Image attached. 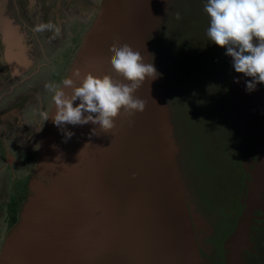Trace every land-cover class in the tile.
<instances>
[{
    "label": "rangeland",
    "instance_id": "374dc122",
    "mask_svg": "<svg viewBox=\"0 0 264 264\" xmlns=\"http://www.w3.org/2000/svg\"><path fill=\"white\" fill-rule=\"evenodd\" d=\"M25 1L26 4L19 7L16 0H0V115L4 110H8L9 114L6 113L10 119V121H6L4 116L0 119V223L1 221L4 224L7 223L5 202L9 195L6 191L10 185H14L19 195L27 192V195H32L38 201L41 199L44 208L48 206V212L62 217L53 216L51 219L57 220L45 223L46 229L39 236L36 258L32 260L31 264H103V254L109 255L104 247L94 249L90 255L88 248L71 247L68 237L64 233L58 232L59 229L71 227L72 220L70 218L76 215V211L80 214V210L77 209L80 203L88 199L103 198L101 189L98 187L94 191H72L68 195L65 191L67 188L72 189L68 187L71 183L65 180L66 172L70 165L77 167L81 163L79 160L85 156L88 158V166L93 169L92 175H97L99 172L95 173L96 170L99 171L104 167L106 169L116 168L117 170L119 166L126 169L133 164L137 165L139 169L145 167L150 173H154L151 178L155 186L153 195L155 196L156 208L149 207L148 210L144 211V215H149V220H152L150 215H155V213L164 215L159 219L160 225H156L155 231H152L151 222L149 226L143 227L140 233L146 234L147 240H150L153 237L152 234H157L161 230L162 233L168 235V237L166 236L167 241L171 242L169 246L174 249L171 251L162 248L156 249V247L146 245L140 240L143 242L140 244L141 249L136 246L135 249L133 246L132 250L134 244L130 242L126 247L131 253L127 256H121L122 245L118 248L115 247L116 258L113 264H195L190 259L195 253L197 254L196 247H208L211 242H208L210 236L205 228L203 226L199 230L197 227L193 228L189 217L193 222H196V219L200 220L201 217H207L202 218V220L208 222L209 217L207 215L217 214L218 211L221 214L227 213L225 207L231 204L227 201V195L233 192L231 188L233 186L232 172L240 166L239 160L244 159L243 156L238 157L240 155L237 156V153L243 151L242 153H246L248 156L249 153L254 156L256 154L255 158L257 157L258 160H261L260 157L264 155H258V150L252 145L253 136L255 135L256 138L258 130H260V123L247 117L244 128L238 121L231 124L236 118L234 110H238L237 115L240 112L236 100L231 99L233 91L228 94V92L221 91L206 83L202 77L198 80L194 72L189 70L184 63L176 64L177 71H174L169 69L174 64L170 61H164L162 72L156 78L159 79L160 76V79H175L181 85H170L166 88L162 82L156 86V84L153 85L151 79H145L134 96L145 101L146 111L129 117L121 110L119 116L114 120V129L110 131L105 132L98 124L92 126L91 122L75 126L66 124L67 127H73V129L75 127L78 131L80 144L77 149L67 151L66 156H62L59 152L60 158L70 162L68 165L61 162V169H59L58 165L60 164L55 161L51 169L54 168L58 171H51V169L47 171L46 169L43 172L42 167L36 166L40 165L42 160L38 156L40 151L35 150L40 144L43 158L46 156V152H49L45 149L47 139L44 134L46 128L44 129L42 126L45 122L44 111H46V115H50L49 112L53 110V107L52 109L50 107L53 103L52 96L54 93L50 92L46 86L51 84L60 88L59 85L62 80L58 81L59 75L62 74L65 77V72L70 63L77 62V54H75L77 51L73 53L74 49L66 61L67 66L63 67L66 59L64 57L65 52L74 47L73 41H76V38H83V36L78 35V23L73 27V23L76 21L75 17L88 18L92 13L91 9L97 7L98 2L96 0H70V4H74L72 8L75 13L66 14L70 4L64 3L66 8L60 10L63 0H47L48 4L45 2L42 4L43 0ZM53 6L59 14L64 15L61 17L57 15ZM203 16H205L204 13L197 18L198 22L190 23L194 38L189 45L195 56L207 61L211 54L218 57L223 48L208 39L206 31L209 23ZM2 23L5 25L4 31L1 26ZM42 23H50L54 27L42 32L34 31V27ZM4 35H6L5 45H3ZM57 39L61 44L52 45V42H56ZM4 52L7 57L9 52L13 53L15 61L10 62L5 57ZM140 52L142 53L143 50ZM103 56L98 55L92 61L93 64H91V60L87 61L89 62L88 66L91 64L90 68L94 67L93 75L101 78L107 75L114 82L126 81L113 70L109 62L111 54L107 57L106 55ZM85 60L84 57L81 60L82 63ZM78 65H75L72 71ZM231 71L226 70L227 74L232 77ZM231 84L232 82L229 81L228 88L232 87ZM76 86H80V82ZM163 89H171V91L169 90L168 93L166 90L162 102L165 101L166 104V102L174 101L173 105L166 104V109L171 110L166 114L167 122L169 125L171 123L176 125V134L181 131L185 137L184 145L181 144V151L178 150L176 139V146L170 141L169 144L163 141L160 144L156 141L157 136L164 134L163 127L157 123V119L161 120V114L157 110L159 99L157 95L158 91L161 94ZM67 96H71V94ZM224 99H227L228 102L224 103ZM18 102L21 103L19 110H9L17 108ZM182 107L184 110L178 111ZM214 121H218L221 125L219 132L216 133H214L213 128ZM235 124L238 125L234 128ZM50 127L52 128V126ZM90 129L92 130L89 132L90 138L81 134L83 130ZM93 129H95V133H93ZM142 129L145 132L141 131ZM144 133H155L157 136H149ZM91 137H95L93 140L97 144L95 146L96 154L90 151ZM259 141L263 142L262 145L264 146V138ZM182 146L185 147L184 150H182ZM210 146L213 149L206 152L210 150ZM135 150L139 151V156L133 153ZM32 153V159L36 164L34 166L28 158ZM191 159H193V164L199 166L193 179L187 176V174L191 176ZM94 161L98 163L97 166ZM225 167L227 168L225 169ZM61 170L65 171L64 177L58 175ZM30 174L32 176L27 180V176ZM92 178L97 180L95 177ZM184 183L186 185L190 183L189 186L194 184L196 187L200 184L205 185L198 191L199 193H189L201 204L204 201L210 203L209 211L204 210L207 212L206 214L193 215L194 213L197 214V206H191L187 203V200L192 202L193 199L186 195ZM32 187L38 189V192H34ZM62 188L65 189L62 191ZM37 193L39 194L36 196ZM65 197H67V202L69 200V204L64 202ZM127 197H123L122 193L119 196L122 201L127 200ZM18 201L16 206L11 203V215H17L21 223L27 219H31L34 223L35 215L32 214L39 215L41 205L31 201L32 206L27 208L25 203L19 205L22 201L19 199ZM187 206L190 208V214ZM60 207L65 216L61 215ZM238 207L240 206L238 205ZM224 216L231 218V215ZM63 218L66 220L58 221ZM48 220L50 219L48 218ZM75 228L80 229L79 224ZM81 228L89 229L86 226ZM198 232L201 236L196 235ZM203 239H205L204 242ZM3 240H0V250ZM12 245L9 247V252ZM181 258L186 259V261L181 262ZM202 261L209 264L206 258Z\"/></svg>",
    "mask_w": 264,
    "mask_h": 264
},
{
    "label": "flooded vegetation",
    "instance_id": "af4514ba",
    "mask_svg": "<svg viewBox=\"0 0 264 264\" xmlns=\"http://www.w3.org/2000/svg\"><path fill=\"white\" fill-rule=\"evenodd\" d=\"M118 0H115L114 3L116 4ZM197 0H130V8L129 12H126L124 9H120L119 7L117 9H113L108 13V17L104 16V20H101L100 18H97V23L102 24L100 27L102 29L100 30L97 37L94 39V41L91 42L89 48L92 50L89 52V55L86 54L90 50L88 48L87 52L84 54V57L86 60L82 63H74L75 65L79 64L80 70V78L78 79L73 75L75 72V69L70 72H66V76L63 77L62 81H64L67 78H71L74 81L73 87H76V84L82 82V79L86 73H93L94 67L90 68L92 61L98 57V55L103 56L107 55L109 51L110 45L113 43H117L119 45L128 44L130 45L134 51L138 52L142 51L141 53L142 57L144 58L145 63H151L155 69L157 74L162 72V65L164 61H170L174 64V66L169 67V69H173L174 71H177L176 64L178 63H184L186 66H188V69L194 72V75H196V78L200 80V77L203 78V80L210 84L211 86L221 90L228 92H234L231 94V99L236 100L237 106L240 107V112L238 110H234L236 114V118L233 119V122L231 124H234L236 121L239 122V124L244 128L245 119L248 117L252 119L253 121L259 122L260 130H258V134L255 138V135L253 136L255 140H257L256 145H253V148L257 149L258 155L264 154V146L262 145L263 142L259 141L264 138V84H257L254 91H247L246 90V84L248 81H250L251 77H246L241 73H237L234 70L233 67V59L231 56L226 55V49L223 48L222 51L219 52L218 57H216L214 54L210 55L207 59V61H203L202 59H199L198 56H195L190 48V41L194 38L193 31L190 27V23L193 24L198 22L197 18L201 17L202 14H205V20L210 23V17L206 16V13L204 12V5L207 3V0H200L201 6L199 4H195ZM177 14H179V19L177 18ZM207 18V19H206ZM103 19V18H102ZM132 21L134 23L135 29L132 26ZM99 29V28H98ZM136 33V35H135ZM99 36L106 37V40H103L101 43L100 48L97 50V44L99 42ZM191 39V40H190ZM185 42H184V41ZM190 40V41H189ZM5 40L3 39V42ZM254 44H258V40L254 38L253 40ZM5 45V42L4 44ZM105 46L107 48H105ZM173 47V48H172ZM171 49V50H170ZM4 55L6 58L9 59L10 62L15 61L13 53L9 52V56L7 57L5 52ZM83 57V59H84ZM88 60H91V64L89 67L87 66L89 62ZM73 64V65H74ZM158 64V65H157ZM78 68V69H79ZM84 68L87 69V71H84ZM77 70V69H76ZM167 68L165 69V71ZM226 70H232L230 74H232V77L229 76L226 72ZM151 79V78H146ZM153 85L156 84L159 85V82H162L166 87L168 88L170 85H181L180 83H177V81L172 79H151ZM233 80V81H231ZM232 82L231 88H228V83ZM63 90L66 95H70L72 93V88L63 86V82L61 83ZM166 90L168 93L171 91V89H163L162 93L158 91V106L157 110L159 111V114H161V120L157 119V123L163 127L164 134H160L157 136L154 133V136H157L158 143L161 144L163 141L164 143H168L169 141L176 146V143L178 144V150L181 151V144L184 145L185 143V137L182 135V132H178L176 134V125H169L167 122V115L168 111L170 112L168 108L166 109L167 105H173L174 101L166 102L163 101V96H165ZM170 90V91H169ZM79 100L74 102V107L77 105ZM224 103H227L228 100L224 99ZM53 103L51 104V106ZM166 109V110H165ZM174 110V108H172ZM178 109V108H177ZM182 109V110H180ZM178 111L182 112L184 109L183 107L180 108ZM146 111V108L145 110ZM55 108H53L52 113H50L48 123V129L50 130L48 134H46V143L49 147V152H46V156L43 158L40 154V157L43 159L44 164L36 165L38 167H42L41 170H46L45 168L48 167V170L51 169L52 165L56 161V157H54L55 154L61 153L62 156H66L68 154L67 151H72L77 149L78 145L80 144L79 139V133L73 127H67L66 125L62 126V128H58L55 126L51 119V114H54ZM46 115V111H44ZM87 115V113H85ZM186 115V114H185ZM162 121V123H161ZM237 123V122H236ZM93 126L94 124L91 123ZM238 124H235L234 128ZM52 126V128L50 127ZM54 126V127H53ZM219 127H221L220 123L217 121H214L213 128L215 130L214 133L217 131L219 132ZM228 127V125H227ZM223 128V127H222ZM55 130H58L56 132H59L58 136H63V139L55 138L54 132ZM70 130H75V132H72ZM250 130V129H248ZM90 130H83L81 134L87 135L89 138V132ZM143 131V129H142ZM252 131V130H251ZM65 132H72L73 135L71 138H67L65 136ZM145 134V133H144ZM100 136V135H99ZM92 140L91 143H94L95 137H91ZM97 138V137H96ZM164 138V140H163ZM222 138L224 136L222 135ZM55 139L57 141L55 142ZM71 140H74L71 142ZM61 141V142H60ZM211 141V139H209ZM58 145V146H57ZM56 146V148H54ZM61 146V148H60ZM95 150V148H93ZM175 149V148H174ZM185 147L182 146V150H184ZM213 149L210 146V150H207L206 152H209ZM136 151H133V153ZM243 152V151H242ZM237 153L244 159H242L240 162V166L236 168L234 172H232L233 176L231 178L233 181V186L231 187L233 189V192L228 196L227 201L231 204H228L225 207L226 214H221L219 211L217 214L213 215H207L209 217V221L205 222L202 220V218L207 217H201L200 220L196 219V222L191 221L190 224L193 225V228L197 227L199 230L201 226L205 228V230H209V234L212 236L213 240L210 243V246L205 247L206 251L209 252H217L215 251V248L219 251L225 250V254H223L222 257H218L217 260L224 261V260H230L232 264H239L238 261H240L243 258H246L247 260H250L249 264H264V155L261 158V160H258L257 157L251 153H249V156L246 155V153ZM248 154V153H247ZM207 155V153H206ZM248 156V158H246ZM61 159V162L65 165H68L70 162H67L65 159ZM74 159V158H73ZM75 160V159H74ZM78 160V159H76ZM86 160V161H85ZM81 163L79 165L73 166L70 165L66 172L65 180L67 182H70V187L72 190H67L65 192L70 195L72 191L78 192L79 190L83 191H94L96 187L101 189V193L103 195V198L100 199H88L83 203H80L79 206H77V209L80 210L79 212L76 211V215L73 218H70L72 220L71 227L68 229L72 233L76 232L75 236H79L76 239L70 240V246H82L84 248H88L90 250V255L92 252H94V249H98L99 247H104L108 254H103V264H113L115 262L116 258V248L122 245V252L121 256H127L129 253V249H127L126 246H128V242L130 241V235H124L122 237H119L117 241H113V239L110 237V232L112 231H119V229L123 226H120L118 223V219L120 215H118V212L121 210H114L112 205H107L113 202L109 199V196L105 195V191L102 188V185H98L95 180L92 177H84L83 175V169L88 166V158L85 156L82 159L79 160ZM52 163V164H51ZM250 163V164H249ZM258 164V165H257ZM119 165V164H118ZM190 168L191 170V176L187 174V176L191 179L194 178L196 175L199 166H196V164H193V159H191L190 162ZM34 166V164H33ZM227 167H225L226 169ZM230 168V167H229ZM69 169L70 172H69ZM47 170V171H48ZM43 173V172H42ZM61 175L64 177L65 171H61ZM39 179L40 178V175ZM101 183V182H100ZM108 185V184H104ZM184 183V191L186 195H188L192 200V202H189L187 200V203L191 206L196 205V213L193 215H203L206 214L209 210L210 203L207 201H204L202 204L199 200H196L195 198H192L191 194L189 192L199 193L198 191L205 187L204 184H200L198 187H196L194 184L189 186ZM31 186V185H30ZM83 186H87L85 189H83ZM29 187V186H28ZM51 187V186H50ZM155 186H153L152 189H154ZM34 192H38L36 188H31ZM65 188H62V191ZM155 191V190H154ZM154 191H152L154 193ZM190 194V195H189ZM36 196L38 194H35ZM29 197H33L32 195ZM28 198L27 202V208L31 205V198ZM35 198V197H33ZM67 197H65V203L69 204L66 201ZM100 199V200H99ZM187 199V198H186ZM21 200V199H20ZM11 200H7L5 202V211L6 215H8L7 208L9 209V206ZM23 201V200H21ZM58 202V201H57ZM123 202V201H122ZM249 202L251 205L246 206V203ZM77 204V203H75ZM166 205V203H164ZM100 205V206H99ZM107 205V206H106ZM238 205L240 207H238ZM16 206V205H15ZM110 207V208H109ZM189 214H190V208L189 206ZM186 207V208H187ZM156 208V205L153 206V209ZM149 209V208H148ZM145 209V210H148ZM247 209V210H246ZM204 210H207V212H204ZM29 211V209H28ZM60 213L61 215L65 216L63 214V210L60 207ZM30 213V212H29ZM102 215L101 213L105 214L107 219L104 222V225L102 223L96 221L97 214ZM32 214V213H31ZM185 214V213H184ZM35 215L34 223L31 221V219L24 220L23 223H21V220H19V224L15 227H13V224L11 225L10 222L7 220V223L4 224L3 221L0 223V240H3L2 246H1V252H0V264H31L32 260L36 258V251L38 249V241L40 239V234L42 235L43 232L46 229L45 223L47 221L57 220V219H51L53 216H57L59 218H62L60 215H56L55 213L48 212V206L42 207L40 214H32ZM43 215V216H40ZM103 215V216H105ZM157 216L158 213H155ZM188 216V214H185ZM224 215H231V218L225 217ZM144 217L143 219V225L146 224V226H149V224L152 226V231L156 230V225L159 224V219L155 217L152 218V220H149V215H141ZM151 216V215H150ZM163 217L164 215H159ZM110 217V219L108 218ZM48 218L50 220H48ZM141 220V217H139ZM187 219V217H186ZM66 219L63 218L58 221H65ZM99 220V219H98ZM188 220V219H187ZM138 221V218L135 222H126L128 226H126L127 230L128 227L131 224L136 225ZM159 222V223H158ZM116 223V224H115ZM79 224L81 227L86 226L89 227V230L87 232L82 231V228L76 229V225ZM124 224V223H123ZM104 226H107L106 229H103ZM110 227V228H108ZM162 227V226H161ZM134 229V228H133ZM91 231V232H89ZM109 231V234L106 232ZM161 232V230H160ZM211 232V233H210ZM140 233V231H139ZM71 234V233H70ZM138 234V233H135ZM196 235H200V232L196 233ZM217 236V240L214 239V236ZM15 236V237H14ZM161 236L165 237L168 236L165 233L161 232ZM254 243L252 242V240ZM86 239V240H85ZM13 241L14 244L12 245V248L10 249V252L8 253L7 257H4V250L6 247V244L10 241ZM218 242V243H216ZM125 243V244H124ZM257 245V246H255ZM136 247H140V243L136 241L135 244ZM258 246L259 247L258 249ZM135 248V247H134ZM198 248V247H196ZM261 248V249H260ZM133 250V246L131 248ZM136 249V248H135ZM249 250V252H256L257 256H251L247 255L246 250ZM258 249V250H257ZM103 252V250H100ZM141 253V252H140ZM229 253H234L235 258L234 260L228 259L227 256ZM113 255V256H112ZM234 257V256H233ZM256 257L258 258V261L256 260ZM257 261V262H256ZM259 262V263H258Z\"/></svg>",
    "mask_w": 264,
    "mask_h": 264
},
{
    "label": "clouds",
    "instance_id": "9594fccd",
    "mask_svg": "<svg viewBox=\"0 0 264 264\" xmlns=\"http://www.w3.org/2000/svg\"><path fill=\"white\" fill-rule=\"evenodd\" d=\"M203 10L210 17L206 31L208 39L226 49L225 54L232 57L237 73L252 78L247 82L246 90L251 92L257 84H264V0H207ZM53 27L50 23H42L36 25L34 31ZM254 38L258 44L253 43ZM109 51L113 70L129 83L114 82L107 75L101 78L86 73L80 86L73 87L71 78L63 81V86L72 88L71 96L65 94L63 87L47 85L54 93L55 112L51 119L55 126L62 128L66 124L75 126L91 122L107 132L114 129V120L121 110L129 117L145 110V101L135 98L134 93L146 78L157 77L155 67L145 63L141 53L128 44L113 43ZM73 75L79 79L80 71L76 70ZM77 100L79 104L74 107ZM49 116L45 115V120ZM72 135V132H65L67 138Z\"/></svg>",
    "mask_w": 264,
    "mask_h": 264
},
{
    "label": "trees",
    "instance_id": "16d2710c",
    "mask_svg": "<svg viewBox=\"0 0 264 264\" xmlns=\"http://www.w3.org/2000/svg\"><path fill=\"white\" fill-rule=\"evenodd\" d=\"M96 1L98 2V6L93 8V9H97V10L91 9L92 13L90 14V16L88 18H86V17L83 18L82 16L81 17L80 16H76L75 17L76 21L73 23V27L76 26V23H78V27H77L78 30H79L78 35L83 36V38L82 39L76 38L75 39L76 41H73L74 42V45H73L74 47H71V50L67 49L68 51L65 52L64 57H66V59L64 60V64H65V65H63L64 68L67 66L66 61L69 58V56L71 55L72 50H74V49H75V51H73V53L77 51V53H75V54H77L76 55L77 62H74V63H80V61L83 59L84 54L87 52L91 42L94 41V39L97 37V35L99 34L100 30L102 29V27H100V25H102V24H100V23L98 24L97 23V21H98L97 18H100L101 20L105 21L104 20V16L108 17V13L110 11H112L113 9L114 10L117 9L118 7L120 9H122V10L124 9L126 12L130 11L129 10V8H130V4H129L130 0H118L116 2V4L114 3L115 0H96ZM44 2L46 4H48L47 0H43L42 4ZM16 3H18L19 7H20V5L21 6L25 5L26 1L25 0H16ZM64 3H69L70 4V0H66L65 2L63 0L62 1V6L60 7V10L62 8H64V9L66 8V4H64ZM195 4H199L201 6L200 0H197L195 2ZM73 5H71V4L69 5V7L67 8L68 11L66 12V14L70 13V12H74L75 13V10L72 8ZM53 10H56L57 15H59L60 17L62 15H64L62 13L59 14L55 7H54ZM57 15H55V16H57ZM206 16L208 17L207 14H206ZM203 18H205V16H203ZM130 22H132V21H130ZM1 26H2V30L4 31L5 25L2 23ZM132 26L135 29V26H134L133 22H132ZM75 35H76V37H78L77 33H75ZM135 35H136V33H135ZM5 37H6V35H4V40H5ZM98 38H99V42L100 43L97 44V48H100L102 41L106 40V37L105 36L104 37L99 36ZM39 41L42 42V40H39ZM73 42H71V43H73ZM58 44H61V42H59L58 39L56 40V42H52V45L57 46ZM105 48H107V47L105 46ZM137 51H138V49H137ZM107 53L108 54L106 55V57L109 56L110 54L112 55V53L110 51H108ZM86 55L87 56L89 55V51H88V53ZM102 57H104V56H102ZM74 63L73 62L70 63L69 68L66 70L67 73L70 72L74 68V66H75ZM78 68H79V66H77L76 69L80 71L81 68H79V69ZM76 69H75V71H76ZM84 71H87V69L84 68ZM91 74H93V73H91ZM62 78H63V75L62 74L59 75L58 81L62 80ZM117 82L118 83H123V82H126V81H117ZM59 87H62L61 83H60ZM78 104L79 103H77V105ZM20 105H21V103L18 102V107L17 108L9 109V110H11V111L12 110H19ZM52 107L55 108L54 105H52L50 107V109H52ZM52 111H50V113H52ZM6 112L8 113V110H4L3 113L1 112L2 115H0V119H1V117L4 116V118L7 119L6 121H10V119L7 117V115L9 113L7 114ZM44 121L45 122H44L42 128H44V129L46 128V132L44 134L46 136V134H48L49 131H50L48 129V123H49L50 120H44ZM56 131H58V130H55L54 135H55V138L58 139V137H59L58 133L59 132H56ZM70 131L75 132V130H70ZM143 132H145V131L143 130ZM145 134H147L149 136H154V134H149V133H145ZM57 139H55V142L57 141ZM59 139H61V141H62L63 136L61 135V137H59ZM73 141L74 140H71V142H73ZM156 141L158 142L157 139H156ZM256 143H257V140L253 139L254 146L256 145ZM96 145L97 144L95 143V141H94V143L91 144L90 151H92L93 153L96 152V150L93 149V148H95ZM39 146H40V144L38 145V148L35 151H40V154H42V150L40 149ZM54 148H56V146ZM60 148H61V146H60ZM135 151L136 152H134V153L138 154L139 151H137V150H135ZM33 153H35V152H33ZM33 153L30 156L28 155L29 156L28 158H29V160L31 161L32 164L36 165L34 163L33 159H32ZM29 154H30V152H29ZM40 154L38 155L39 159L41 158ZM59 156H61L60 153H57V154L54 155V157H56V161L60 164V165H58V167H59V169H61V159H60ZM138 156H139V154H138ZM126 158H127V160H129L128 157H126ZM41 160H42L41 164H44V161H43L42 158H41ZM94 164L96 166L98 165V163L95 162V161H94ZM128 168H131V169H128ZM128 168L125 169L122 166H119L117 168V170H116V168L115 169H113V168L106 169L104 167V169H100L99 171L96 170L95 173L99 172L97 175H92L93 169L91 167H88V168L85 167L83 169L84 177H86V176L95 177V179H97L95 182L97 184L99 183V184L102 185V188L105 191V195L109 196V199L111 201H112V198H113V202H111L110 204H107V205H112V207L116 211L121 210L120 212H118V215H120V217L118 219V223L120 224V226H123V227H121L119 229V231H112L111 230L110 237L113 239V241H117V239L119 237H122L124 235H130L129 236L130 237V241L128 243H130V242L133 243L134 245H132V246H134V247H135L136 241H138L140 244H143V242H144V244L150 245V246H154V247H156V249L162 248V249L171 251L174 248L169 246V245H171V242L167 241V237L168 236L166 238H162L161 232H158L157 234H152L153 237H151L150 240L149 239L147 240L146 234L139 233V231L142 230V228L146 226V224L143 225V220H144L143 218L144 217H142L141 215H144L145 209H148L149 207H153L155 205V196L153 195V192H152V191L155 190V189H152L153 186H154V182H153V180L151 178V176L154 173H150L148 170L145 169V167L139 169L137 167V165H133V164H131ZM45 169L48 170V167L45 168ZM54 170L58 171V170H56L54 168L51 169V171H54ZM61 171L58 173L59 177L61 176ZM43 172H44V170H43ZM134 174H135V178H134ZM31 176H32V174L27 176L28 179L27 178L26 179L29 180V178H31ZM27 184H26V186L28 187ZM104 184H108V185H104ZM15 187L16 186H14V185H10L8 187V190L6 191V193H8V195H9L8 199L11 200L10 204L14 203L15 205H17L18 202H19L18 199L19 200L21 199L23 201L21 203H19V205H22L23 203H25V205L27 206V202H28V198L27 197H29V195H27V192H25L22 195H19V193H17V191H16L17 189H15ZM86 187L87 186H83L82 188L85 189ZM121 193H122L123 197H127L128 196L127 200H124L122 202V199L119 198ZM29 194H30V192H29ZM37 194H39V193H37ZM29 198L32 199L34 204H37V205L40 204L41 205V209H42L43 201H41V199H39V201H38V199H36V198H33V197H29ZM249 205H251V204L249 202H247L246 206H249ZM31 206L32 205H30V207ZM10 208H11V205L9 206V209L7 208V212H8L7 220L10 222L11 225L13 224V227H15V226H17L19 224V218L17 217V215H11ZM101 214L102 215H100V213L97 214L96 221L100 222V223H102V225H104L103 221H105L107 219V217H106L105 214H103V213H101ZM103 215H105V216H103ZM155 216L156 215H151L152 218L155 217ZM139 217H141V220H140ZM108 218L110 219V217H108ZM137 218H138V221H137L136 225L131 224L128 227L129 229L127 230L126 226H128V225L126 224V222L133 223V222H135L137 220ZM156 218L159 219V218H161V216L157 215ZM144 222H146V221L144 220ZM79 227L81 228L80 225H79ZM106 228H107V226L103 227V229H106ZM108 228H110V227H108ZM88 230H89L88 228L87 229H83L82 228V231L87 232ZM58 232L62 233V234L64 233L68 237L69 241L72 240V239L78 238L77 236H75L76 234L78 235V233H76V232L72 233L68 229H59ZM89 232H91V231H89ZM106 232L109 234V231H106ZM135 233H138V234H135ZM207 233L209 234V230H207ZM209 236H210V240L208 242H211L213 240V238H212V236L210 234H209ZM216 237L217 236L215 235L214 236L215 240H217ZM250 239L252 240V238H250ZM140 240H142L143 242H141ZM204 241H205V239H203V242ZM252 242L254 243L253 240H252ZM216 243H218V242H216ZM255 246H257V245H255ZM259 247H261V246H258V249H259ZM262 247L264 248V246H262ZM139 249H141V248L139 247ZM143 249H144V247L142 248V250ZM142 250H141V252H142ZM249 250H251V249H247L246 250V253H247V255L249 257H250V254H251V256H255V255L257 256L256 252H254V253L252 251L249 252ZM196 251H197V254L195 253V255L192 256L191 259H190V261H193L195 264H208V263H205V262L202 261V259H204V258L208 259L209 264H232L230 262V260H224V261L217 260L218 257H222L223 254H225V252H226L225 250H221L220 249L218 251L217 248H215V251H217V252H213L212 253L210 251L209 254H208V252L206 251L205 247H198V248H196ZM227 258L234 260V258H235L234 253H229ZM256 260L258 261L257 257H256ZM184 261H186V259L183 260V258H181V262H184ZM238 262H239V264H249L250 260H247L246 258H243V259H241Z\"/></svg>",
    "mask_w": 264,
    "mask_h": 264
},
{
    "label": "water",
    "instance_id": "95a60500",
    "mask_svg": "<svg viewBox=\"0 0 264 264\" xmlns=\"http://www.w3.org/2000/svg\"><path fill=\"white\" fill-rule=\"evenodd\" d=\"M90 51H91V49L89 50V52H90ZM45 149H46V151H48V150H49V147H48L47 145H45ZM14 237H15V236H14ZM12 243L14 244V242L11 240L10 242H8V243L6 244L7 249L4 250V254L6 255V257H7L8 253H9V247H11ZM6 247H5V248H6Z\"/></svg>",
    "mask_w": 264,
    "mask_h": 264
}]
</instances>
